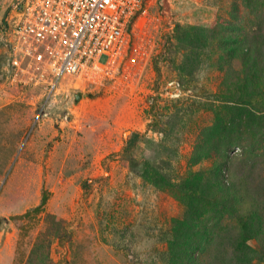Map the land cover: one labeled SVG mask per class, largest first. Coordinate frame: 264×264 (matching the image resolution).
<instances>
[{"label": "rangeland", "instance_id": "1", "mask_svg": "<svg viewBox=\"0 0 264 264\" xmlns=\"http://www.w3.org/2000/svg\"><path fill=\"white\" fill-rule=\"evenodd\" d=\"M14 2L0 0V264H171L170 232L174 219L186 216V204L175 190L148 183L144 169L183 182L212 167L211 159L196 166L189 160L217 114L237 127L235 116L226 117L236 101L229 89L242 81L244 88L247 64L204 46L206 32L232 20V0H149L129 33L137 64L116 79L68 78L50 100L40 86L6 79L5 22ZM249 3L239 0V21L245 36L263 44L264 8ZM246 92L259 94L253 87ZM245 97L238 107L252 105ZM257 99L261 106L264 96ZM254 105L260 110L238 134L247 146L256 144V162L244 170L243 149L226 154L234 161L229 168L239 177L251 171L250 189L264 194V105ZM216 140L223 151L227 140ZM44 191L47 204L33 213ZM262 196L256 197L264 206ZM235 226L224 216L215 230L232 236ZM217 235L208 254L196 252L198 264H234L235 254L243 255L241 241L222 247ZM248 246L258 247L255 240ZM245 260L237 264H264Z\"/></svg>", "mask_w": 264, "mask_h": 264}, {"label": "trees", "instance_id": "2", "mask_svg": "<svg viewBox=\"0 0 264 264\" xmlns=\"http://www.w3.org/2000/svg\"><path fill=\"white\" fill-rule=\"evenodd\" d=\"M249 1H251L249 3L251 7L259 4L262 9L264 8V0ZM232 3L234 6L229 13L232 16V20L230 22L226 21L229 24L220 23L218 28L216 27L206 32L205 35L207 37H205L206 39L209 37V39L204 46H211L213 50L215 48V53H220L223 57H225L223 54L228 53V58H226L231 62L240 58L247 64L244 78L246 85L244 88H242V81L239 87L235 83L232 92L229 89L236 101L233 103L231 111L226 112V117L235 116L232 122L236 121L234 125H237V127L234 129V126H231V122L228 120L224 121V118L217 114L215 125L202 131L198 144H196L189 160L190 166H196L207 159L213 160L214 163L207 171L190 172L183 182H172V179H168L156 169H150L148 165L144 169L145 179L148 183L175 190L178 192L177 197L186 204V216L183 219H174V225L170 232L168 249L171 252L169 254L171 256L169 259L171 264H198V258H194L196 252H201L202 255L210 252L217 235L215 228L219 227V221L224 216H228V220L234 219L236 222L234 230L236 231L234 233L231 232L232 236L227 233L217 235L222 236L221 241L223 243L219 242L220 245L223 247L226 240L234 241L238 239L241 241L239 246L242 245L246 249L243 251V255L240 256L237 253L233 260L230 261L237 264L245 262L246 258L258 261L264 260V206L261 205V201H258L256 197L259 196L261 198L264 194H261V191H257V194L256 191L250 189V185L253 184L250 180L251 171L246 176L239 177L237 173L229 168L230 163H234V161H231L226 154V152L235 148L243 149V158H239V165L244 170L245 166H248L250 162H256V157L258 156L256 144L247 146L248 144L243 142L244 138L240 139L239 135L241 133L238 134V131L241 129L244 132L246 130V127L243 126L245 119L254 117L255 113L260 110L253 111L254 104L256 103L259 108L264 105L263 102L260 106L257 99L264 96V54L262 52L257 53L264 48V43L261 44L259 40L245 36L247 33L241 26L242 22L239 21V7H241L239 0H232ZM253 4L255 5L252 6ZM246 7L248 9L246 13L248 17H251L252 13L249 10L251 8L248 5ZM257 8L258 6L255 9L252 8V11ZM240 31H243L244 34L241 33V35ZM236 70L230 68L229 74L240 82L242 78L235 75ZM250 87H253L255 93L259 91L258 96L255 95V97L246 92L250 90ZM245 96H249L248 102L252 103V105L243 109L244 107L240 108L238 105L241 98ZM245 98L247 99V97ZM223 108L225 109L224 106ZM229 132L233 134L228 139L226 134ZM254 132L255 127L253 129ZM216 137H222L227 140L224 143L223 151L221 147L215 144V141H217ZM47 201L48 194L44 191L41 203L33 210V213L42 212ZM30 215L31 212H27L22 217ZM252 240L257 242L258 247L252 249L248 246V242Z\"/></svg>", "mask_w": 264, "mask_h": 264}, {"label": "built area", "instance_id": "3", "mask_svg": "<svg viewBox=\"0 0 264 264\" xmlns=\"http://www.w3.org/2000/svg\"><path fill=\"white\" fill-rule=\"evenodd\" d=\"M148 2L15 0L13 15L5 22L6 79L40 86L50 100L68 78L93 83L119 78L122 70L137 64L129 33Z\"/></svg>", "mask_w": 264, "mask_h": 264}, {"label": "water", "instance_id": "4", "mask_svg": "<svg viewBox=\"0 0 264 264\" xmlns=\"http://www.w3.org/2000/svg\"><path fill=\"white\" fill-rule=\"evenodd\" d=\"M80 99H82V94L81 93H77L76 94V102H78Z\"/></svg>", "mask_w": 264, "mask_h": 264}]
</instances>
